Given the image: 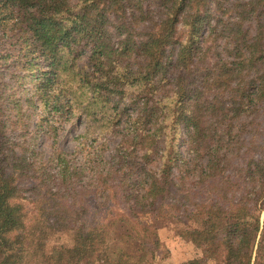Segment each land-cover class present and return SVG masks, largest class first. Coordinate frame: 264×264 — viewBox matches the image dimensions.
<instances>
[{
  "label": "trees",
  "instance_id": "obj_1",
  "mask_svg": "<svg viewBox=\"0 0 264 264\" xmlns=\"http://www.w3.org/2000/svg\"><path fill=\"white\" fill-rule=\"evenodd\" d=\"M20 70L46 113L85 123L57 182L30 183L7 129ZM263 210L264 0H0V264H153V221L173 216L201 251L182 264H262Z\"/></svg>",
  "mask_w": 264,
  "mask_h": 264
},
{
  "label": "rangeland",
  "instance_id": "obj_2",
  "mask_svg": "<svg viewBox=\"0 0 264 264\" xmlns=\"http://www.w3.org/2000/svg\"><path fill=\"white\" fill-rule=\"evenodd\" d=\"M40 68L46 69V64H42ZM19 75L22 78L23 76L26 77L21 78L15 83L12 82L11 86L17 89V93L19 90L21 99L18 101L17 110L23 116L21 120L18 117V121L12 116V123L11 125H7V129L11 130L12 135L15 137V149L17 151L18 149L21 151L27 149L25 155H29L34 162L30 170L31 176L33 177L30 183L37 184L45 176H52V179L47 184L57 182L58 179L60 180L57 174L62 170L61 153L66 154L65 159L72 167L77 168L83 163V159L89 150L86 146L91 144L89 143L90 141L86 142L87 137L84 136L85 123L77 119L74 115L67 118V120L62 119L58 121L57 115L54 116L53 113H46L45 105L38 98L35 80L33 81L30 78L26 70H20ZM52 123L55 124L56 134H52V131L48 132V127L53 125ZM181 136L182 134L180 132L175 134V145L180 141ZM118 141L119 139L115 138L97 142L98 144L105 142L104 156L108 157L112 147ZM81 185L85 186L84 183H81ZM79 197L83 201L84 198L81 195ZM85 199L90 200V196H85ZM25 212L26 217H33V209L29 204L25 205ZM95 212L99 214L100 210H96ZM178 221L174 216L154 219L153 225L156 229L161 247L157 252L153 264H182L201 257L200 249L195 247L189 240L179 237V231L185 229L188 224L179 223ZM260 223L262 224L263 231L259 237V241L261 238L264 242V210L261 212ZM71 243L72 235L70 232L57 234L48 241L50 247H58L61 245L69 247ZM111 244L114 247L123 248L131 254L137 251L134 234L127 227H118L114 231ZM262 262L264 264V260Z\"/></svg>",
  "mask_w": 264,
  "mask_h": 264
}]
</instances>
